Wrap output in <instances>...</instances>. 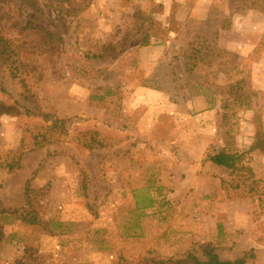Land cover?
Returning <instances> with one entry per match:
<instances>
[{"label":"rangeland","instance_id":"obj_1","mask_svg":"<svg viewBox=\"0 0 264 264\" xmlns=\"http://www.w3.org/2000/svg\"><path fill=\"white\" fill-rule=\"evenodd\" d=\"M182 6L0 0V264H264V34L219 40L264 0Z\"/></svg>","mask_w":264,"mask_h":264},{"label":"crops","instance_id":"obj_2","mask_svg":"<svg viewBox=\"0 0 264 264\" xmlns=\"http://www.w3.org/2000/svg\"><path fill=\"white\" fill-rule=\"evenodd\" d=\"M182 5H186L187 0H177ZM201 4V3H200ZM184 6L180 7L176 14V20L184 22L188 19V16L192 14ZM201 8V7H198ZM264 15L256 11H250V17L245 15L236 16L229 28V31L220 33V47L229 49L230 51L243 52L250 49L247 54H252L258 48L260 41L264 34ZM180 17V18H179ZM166 44H160L154 48L147 49L146 51H140L142 54V60L145 62H155L159 60L164 54ZM150 54L149 56H143V53ZM155 91L147 88H139L135 93L136 96H155ZM209 112V111H208Z\"/></svg>","mask_w":264,"mask_h":264},{"label":"trees","instance_id":"obj_3","mask_svg":"<svg viewBox=\"0 0 264 264\" xmlns=\"http://www.w3.org/2000/svg\"><path fill=\"white\" fill-rule=\"evenodd\" d=\"M14 106H16V104ZM14 106H13V109H11V112H12L11 114L14 115V116L20 115L21 114L20 113L21 110L27 116H37V117L39 116V114L37 115L36 111L34 112V111L27 110V109H21L18 106L17 107H14ZM42 117H43V119H45L47 121H49V120L53 121V124H52V126L50 128L51 130H56V129L59 128V126H62V125L66 124V121H64V120L52 118L50 116H42ZM48 136H49V133H48ZM42 138H43L42 142L36 141V146H43L46 143L50 144L52 142H56V141L60 140V139H58V137L55 136V133H52L49 137H45L44 136ZM85 146H87L89 150H93L95 148H104L105 147L104 143L98 142V141H93V142H90L89 144L86 143ZM34 148L32 147L31 150H34ZM209 161L212 164L216 165V166L224 167V168H227V169H230V170L235 169L236 162H237L235 156H233L231 154H228L226 152H221V153H217V154H214V155L210 156L209 157ZM7 167L10 170H13L15 167L18 168V165L12 164V165H8ZM28 222L32 223V224H35V222H38V221L30 220ZM243 262H244V260H238L235 263H233V262H222L216 256H212V259L209 260L208 262L201 263L199 261H196V264H242Z\"/></svg>","mask_w":264,"mask_h":264}]
</instances>
